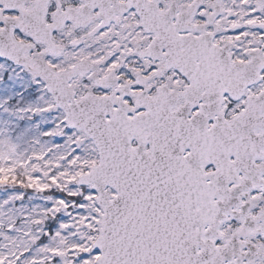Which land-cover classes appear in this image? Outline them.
I'll use <instances>...</instances> for the list:
<instances>
[{
  "label": "snow or ice",
  "instance_id": "1",
  "mask_svg": "<svg viewBox=\"0 0 264 264\" xmlns=\"http://www.w3.org/2000/svg\"><path fill=\"white\" fill-rule=\"evenodd\" d=\"M0 264H264V0H0Z\"/></svg>",
  "mask_w": 264,
  "mask_h": 264
}]
</instances>
